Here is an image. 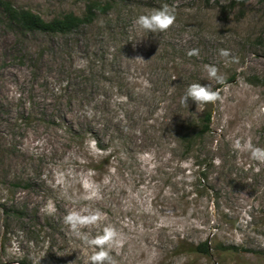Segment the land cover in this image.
I'll return each mask as SVG.
<instances>
[{"label": "rangeland", "instance_id": "obj_1", "mask_svg": "<svg viewBox=\"0 0 264 264\" xmlns=\"http://www.w3.org/2000/svg\"><path fill=\"white\" fill-rule=\"evenodd\" d=\"M6 1L52 21L103 0ZM164 4L167 31L134 26ZM193 83L220 99L182 104ZM206 108L211 132L186 153ZM236 141L264 148V0H116L68 35L22 33L0 11V205L26 209L0 211V264H88L84 237L105 227L111 264H264V163ZM73 211L101 219L82 236L64 223ZM205 242L208 255L191 251Z\"/></svg>", "mask_w": 264, "mask_h": 264}, {"label": "clouds", "instance_id": "obj_2", "mask_svg": "<svg viewBox=\"0 0 264 264\" xmlns=\"http://www.w3.org/2000/svg\"><path fill=\"white\" fill-rule=\"evenodd\" d=\"M176 16L173 7L167 4L162 5L160 8L153 10L149 14H141L134 20V26L139 30L151 34H158L167 31L175 23ZM143 38V37H141ZM197 50H190L189 56L197 55ZM220 55L223 57H229L230 52L225 49L220 50ZM233 62H236V58H233ZM206 71L210 79L215 78L218 81H222V77H218V69L213 65H207ZM220 99L219 91L211 90L209 85L204 86L201 83H193L188 86L185 94L181 97L182 104H188L189 100L197 105V109L201 105L215 104ZM236 150H248L251 153V158L257 162L264 163V148L254 147L251 143L241 145L239 141H236L233 145ZM259 170V169H257ZM88 189L89 185H85ZM44 211L51 215L55 212L54 205L49 202ZM101 217L99 213L90 215H81L78 212H69L64 217V223L70 228L73 233L80 234V229L83 227L95 225L100 221ZM85 242L91 246L94 251L90 256L88 264H111L109 251L107 248L118 245V233L112 227H105L103 233L97 235L94 238L88 239L84 237ZM107 246V247H106ZM95 249H99L96 251Z\"/></svg>", "mask_w": 264, "mask_h": 264}, {"label": "trees", "instance_id": "obj_3", "mask_svg": "<svg viewBox=\"0 0 264 264\" xmlns=\"http://www.w3.org/2000/svg\"><path fill=\"white\" fill-rule=\"evenodd\" d=\"M115 1L116 0L100 1V4L88 7L85 15L82 17L65 15L60 19L52 21H45L37 15L17 9L6 0H0V11L6 16L8 22L13 24L22 33L33 32L49 35H68L91 24L99 15H105L113 8ZM246 1L247 0H241V4H244ZM211 113L210 109H204L196 123V126L193 125L192 128H189L190 130L183 133L180 145L182 146L184 152L191 153L195 151V147L200 146L201 140L211 132ZM207 162H209L208 159H202L199 160L198 163L201 166L199 169L201 170L202 186H205L208 180V170L210 165L207 164ZM18 185L19 182L15 184V186ZM0 211L6 218L14 216L19 220L24 219L26 213V209L8 206L7 204H1ZM191 251L208 255L210 249L208 244L205 242L192 246Z\"/></svg>", "mask_w": 264, "mask_h": 264}]
</instances>
